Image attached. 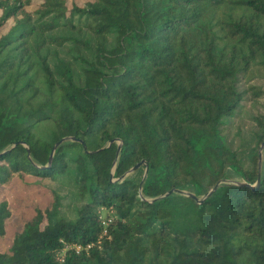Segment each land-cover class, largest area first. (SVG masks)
I'll return each instance as SVG.
<instances>
[{
  "label": "trees",
  "instance_id": "1",
  "mask_svg": "<svg viewBox=\"0 0 264 264\" xmlns=\"http://www.w3.org/2000/svg\"><path fill=\"white\" fill-rule=\"evenodd\" d=\"M255 68L264 0H0V188L54 185L0 264H264Z\"/></svg>",
  "mask_w": 264,
  "mask_h": 264
},
{
  "label": "rangeland",
  "instance_id": "2",
  "mask_svg": "<svg viewBox=\"0 0 264 264\" xmlns=\"http://www.w3.org/2000/svg\"><path fill=\"white\" fill-rule=\"evenodd\" d=\"M86 1L88 0H66L68 6L72 4L81 6ZM248 84L264 93L263 71L258 68L252 70ZM257 111L259 113L264 111V96H260L254 101L245 102L240 115L233 121L229 136L232 137L237 133V146L243 145L250 137V132L253 130L250 118ZM260 151L261 146L258 150L259 154L262 152ZM53 186L52 183L46 181L44 185H40L34 179L26 178L23 182L13 181L6 188H0V202L6 200L10 210V215L5 220V234L2 238L0 237V252L8 250L13 234L20 228L22 223L31 218L36 207L44 208L49 206L51 195L48 188ZM99 219L104 223L107 221L105 211H100Z\"/></svg>",
  "mask_w": 264,
  "mask_h": 264
},
{
  "label": "water",
  "instance_id": "3",
  "mask_svg": "<svg viewBox=\"0 0 264 264\" xmlns=\"http://www.w3.org/2000/svg\"><path fill=\"white\" fill-rule=\"evenodd\" d=\"M66 139H68V138H66ZM263 146H264V143L261 145V151H262ZM54 148H55V147H54ZM54 148H53V150H52V152H51V154H50V159L52 158ZM119 150H120V145H119V147H118V149H117V155H118ZM261 151H260V152H261ZM259 157H260V154H259ZM259 164H260V159H259ZM141 166H144V176H145V173H146V171H147V164H146L145 161H141L140 163H138L137 165H135L134 167H132V168H131V169L125 174V176H127V175L133 173L134 171H136V170H137L139 167H141ZM259 170H260V165H259ZM257 185H258V184H257ZM213 190H214V189H212V191H213ZM212 191H211V192H212ZM172 192H173V191H172ZM175 192H178V193L184 194V195H186V196L193 197L192 195L187 194V193H185V192H181V191H175ZM211 192H210V193H211ZM210 193H208V195H209ZM170 194H171V192H168V193H166L164 196L158 197V198H156V199H154V200H158V199H160V198H162V197H165V196H168V195H170ZM193 198H194V197H193ZM194 199L196 200V198H194Z\"/></svg>",
  "mask_w": 264,
  "mask_h": 264
},
{
  "label": "built area",
  "instance_id": "4",
  "mask_svg": "<svg viewBox=\"0 0 264 264\" xmlns=\"http://www.w3.org/2000/svg\"><path fill=\"white\" fill-rule=\"evenodd\" d=\"M104 225H106L107 223H108V220L104 223V222H102ZM77 249H79V247H77Z\"/></svg>",
  "mask_w": 264,
  "mask_h": 264
}]
</instances>
